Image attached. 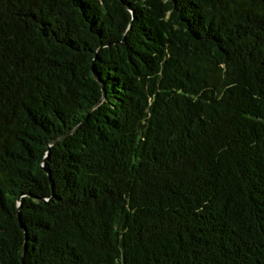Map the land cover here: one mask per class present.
Listing matches in <instances>:
<instances>
[{
  "label": "trees",
  "instance_id": "obj_1",
  "mask_svg": "<svg viewBox=\"0 0 264 264\" xmlns=\"http://www.w3.org/2000/svg\"><path fill=\"white\" fill-rule=\"evenodd\" d=\"M0 264H264V0H0Z\"/></svg>",
  "mask_w": 264,
  "mask_h": 264
},
{
  "label": "water",
  "instance_id": "obj_2",
  "mask_svg": "<svg viewBox=\"0 0 264 264\" xmlns=\"http://www.w3.org/2000/svg\"><path fill=\"white\" fill-rule=\"evenodd\" d=\"M25 250H26V249H25ZM25 250H24L23 254L25 253Z\"/></svg>",
  "mask_w": 264,
  "mask_h": 264
}]
</instances>
